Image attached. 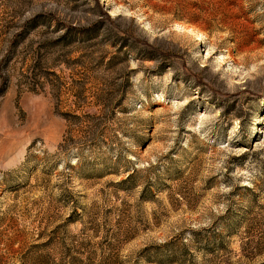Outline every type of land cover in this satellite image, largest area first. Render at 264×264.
Listing matches in <instances>:
<instances>
[{
    "label": "rangeland",
    "instance_id": "rangeland-1",
    "mask_svg": "<svg viewBox=\"0 0 264 264\" xmlns=\"http://www.w3.org/2000/svg\"><path fill=\"white\" fill-rule=\"evenodd\" d=\"M0 264H264V0H0Z\"/></svg>",
    "mask_w": 264,
    "mask_h": 264
},
{
    "label": "bare ground",
    "instance_id": "bare-ground-1",
    "mask_svg": "<svg viewBox=\"0 0 264 264\" xmlns=\"http://www.w3.org/2000/svg\"><path fill=\"white\" fill-rule=\"evenodd\" d=\"M227 61L226 60H224V62H223V64H225Z\"/></svg>",
    "mask_w": 264,
    "mask_h": 264
},
{
    "label": "trees",
    "instance_id": "trees-1",
    "mask_svg": "<svg viewBox=\"0 0 264 264\" xmlns=\"http://www.w3.org/2000/svg\"><path fill=\"white\" fill-rule=\"evenodd\" d=\"M92 32H94V31L92 30Z\"/></svg>",
    "mask_w": 264,
    "mask_h": 264
}]
</instances>
